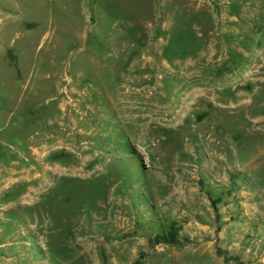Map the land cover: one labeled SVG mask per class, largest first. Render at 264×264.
Returning a JSON list of instances; mask_svg holds the SVG:
<instances>
[{
  "label": "rangeland",
  "instance_id": "1",
  "mask_svg": "<svg viewBox=\"0 0 264 264\" xmlns=\"http://www.w3.org/2000/svg\"><path fill=\"white\" fill-rule=\"evenodd\" d=\"M171 226L193 247L141 264H264V0H0V264H135Z\"/></svg>",
  "mask_w": 264,
  "mask_h": 264
},
{
  "label": "bare ground",
  "instance_id": "2",
  "mask_svg": "<svg viewBox=\"0 0 264 264\" xmlns=\"http://www.w3.org/2000/svg\"><path fill=\"white\" fill-rule=\"evenodd\" d=\"M48 150L46 148H42L40 149L39 151L37 152H34V157L38 159L37 162H43L45 163L46 160L52 156V153L50 152L45 158H42L41 154L44 152H47ZM55 153V152H54ZM64 173H67V172H64L63 170H61V168H57L55 171H54V176H55V182H58V180L61 177L62 174ZM76 172H74L75 174ZM24 175V174H23ZM38 181H41L40 182V187L38 189H30L29 190V193L26 197H22L21 198V202L22 203H28V204H31L32 206L31 207H34V206H37L38 203H41V198H43L44 196H46V194H48L47 190H46V187L47 186V181H46V176L45 174H42L40 177H32L30 173H28V175L21 179L19 182L17 183H13V187H16V186H25V185H32L34 182H38ZM52 188V187H51Z\"/></svg>",
  "mask_w": 264,
  "mask_h": 264
},
{
  "label": "trees",
  "instance_id": "3",
  "mask_svg": "<svg viewBox=\"0 0 264 264\" xmlns=\"http://www.w3.org/2000/svg\"><path fill=\"white\" fill-rule=\"evenodd\" d=\"M217 214V213H216ZM177 230H175L174 227H169L168 230L164 232L163 235L157 236L155 239H148L146 241L147 249L151 252L148 256L145 254L140 255L139 260L135 264H141V261L146 260L148 258L156 257L158 252L156 251V248L161 247L164 251H181L190 247L191 244L185 245L180 244L178 242V234ZM220 254V252H218Z\"/></svg>",
  "mask_w": 264,
  "mask_h": 264
}]
</instances>
